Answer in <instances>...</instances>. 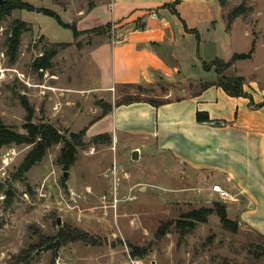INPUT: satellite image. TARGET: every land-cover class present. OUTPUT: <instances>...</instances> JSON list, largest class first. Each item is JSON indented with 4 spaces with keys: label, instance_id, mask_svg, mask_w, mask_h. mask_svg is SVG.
Masks as SVG:
<instances>
[{
    "label": "rangeland",
    "instance_id": "rangeland-1",
    "mask_svg": "<svg viewBox=\"0 0 264 264\" xmlns=\"http://www.w3.org/2000/svg\"><path fill=\"white\" fill-rule=\"evenodd\" d=\"M110 1L3 0L0 4V120L26 134L24 104L28 103L33 125L49 123L64 138L48 147L43 159L26 173L19 171L20 166L35 144L1 148L0 264H264V233L253 225L256 222L244 219L260 235L232 219L229 205L227 215L233 224L225 226L216 212L218 204H225L218 195L208 202L198 200V195L207 194H199L198 187L217 181L230 189L225 181L214 176L190 180L184 168L153 145L123 137L115 140L110 133H98V125L92 126L114 103L132 98L162 102L177 97L181 87L197 91L220 78L218 69L228 77L264 76V0H219L220 10L211 13L214 21L197 24L200 38L194 32L195 40L181 60L189 78L176 85L172 97L167 96L169 85L153 92L121 87L117 97L99 89L90 52L109 37L113 24L106 28L107 35L84 33L102 25L107 14L98 20L82 16L92 4L103 7ZM6 2L10 3L3 10ZM237 8L245 12L235 17ZM41 9L55 12L83 33L75 37L73 28ZM17 20L30 27L21 35L13 57L8 38ZM141 23L139 18L132 27ZM253 48V59H235V54ZM46 49L55 55L49 68L39 69L34 63ZM239 60L244 61L238 65ZM65 141L76 148L71 165L60 159ZM136 145L142 149L138 160L132 158ZM200 208L215 211L204 222L182 217ZM258 217L253 218L264 224V218ZM178 220L193 228H178ZM161 226H165L162 234ZM56 239L62 241L58 256L55 248L42 250Z\"/></svg>",
    "mask_w": 264,
    "mask_h": 264
},
{
    "label": "crops",
    "instance_id": "crops-1",
    "mask_svg": "<svg viewBox=\"0 0 264 264\" xmlns=\"http://www.w3.org/2000/svg\"><path fill=\"white\" fill-rule=\"evenodd\" d=\"M166 4H175L179 15ZM103 5H94L82 17L98 20L107 14L102 25L113 24L112 33L91 49L90 57L99 89L112 91L115 97L121 87L153 92L160 85H169L167 96L172 97L176 85L189 78L181 60L196 34L186 27L195 29L200 38L197 24L214 21L211 13L221 8L219 0H112ZM139 18L142 23L132 27ZM239 76L245 78L244 95L232 96L218 84L205 83L193 92L181 87L177 97L160 104L153 102L155 98L114 103L92 126L98 125V133H110L115 140L123 137L153 145L184 168L190 180L222 179L230 187L231 198L223 200L227 212L230 205L229 216L260 235L264 224L253 217L264 218V76L250 80ZM198 111L206 112L212 122H199ZM133 149L139 150L140 158L141 146ZM206 185L198 187L199 194L207 193L198 195L199 201L217 195L212 185ZM244 219L256 222L259 230Z\"/></svg>",
    "mask_w": 264,
    "mask_h": 264
},
{
    "label": "trees",
    "instance_id": "trees-1",
    "mask_svg": "<svg viewBox=\"0 0 264 264\" xmlns=\"http://www.w3.org/2000/svg\"><path fill=\"white\" fill-rule=\"evenodd\" d=\"M10 2H6V4H4L2 6V9L4 10L5 7L7 5H9ZM93 6V4H92ZM92 6L90 8H92ZM165 7H168L171 9V11L177 15H179V13L177 12L176 8H175V4H166ZM29 10H32V8H29ZM245 9L244 8H237V10H235L234 14L235 17L240 16L242 13H244ZM41 12H44L45 14H49L52 16H55L59 22L61 23V25H63L64 27H70L73 28L74 31V35L75 37H77L80 33H86V32H98L101 33L102 35H107V33L109 32V28L111 27V24L108 23L103 27H96L95 29L92 30H86V31H79L77 30L75 25H70L67 23H64L61 18L55 14V12H52L51 10H47V9H41L39 10ZM29 24L25 21L22 20H17L14 22V24L11 27V35L8 38V43H9V52L11 56H15L17 53V50L20 46V38L21 35L23 34L24 31H28L29 30ZM106 28H108L109 30H107ZM187 31H189V29L186 27ZM107 30V31H106ZM190 32H197V31H191ZM254 51V48L252 50H250L248 53H241V54H235V59H248L252 57V53ZM55 55V51L53 50H49L46 49L44 50L43 56L40 57L38 59V61L36 60L34 65L37 68H44L47 69L49 68L50 65V59ZM207 67V66H206ZM213 67V66H211ZM207 69L209 70L210 67H207ZM220 78L216 81H212V82H208V84H218L220 86H222L225 91L232 95V96H241L245 94L243 85L245 82V79L243 77L237 76V77H228L223 75L222 70H217ZM141 98H132V99H128L125 100L121 103H131L134 101H139ZM153 102L155 104H160L162 102H157L156 100H153ZM264 104V103H263ZM261 104V105H263ZM25 109L28 113V123L26 124V128H27V132L26 134H22L17 132L16 130L12 129V128H7L5 127L1 120H0V150L3 146L6 145H11L13 143L15 144H22V143H29V144H35L34 148L28 153V155L26 156V158L24 159L23 163L20 166V172H28L36 163L40 162L48 147H50L53 144L56 143H60L63 141V136L60 134L59 130L57 128H55L53 125L49 124V123H41L40 125H33L30 122V117L32 115L31 113V108L30 105L28 103H25ZM111 110V108H110ZM109 110V111H110ZM30 115V116H29ZM197 120L199 122H212V120L210 119L209 115L206 112L203 111H198L197 112ZM105 135H101L100 137H103ZM109 141H111V139H109ZM62 156L60 159L63 160L65 165H71L75 162L76 160V148L75 146H73L71 143L69 142H64V146L62 148ZM220 205V207H218V209L216 210V212L219 214V216L221 217V220L223 222V224L225 226H230L232 225V221H230V219L228 218L227 215V206L226 204H218ZM215 210L212 209H206V208H200L197 210H193V211H189V213H187L186 215H182V217H188L190 219H193L194 221H199V222H204L207 220V217L213 213ZM185 221V220H184ZM165 226H161V230L160 233H164ZM177 227L178 228H193V226L188 223V222H182L181 220L177 221ZM67 236V235H65Z\"/></svg>",
    "mask_w": 264,
    "mask_h": 264
},
{
    "label": "water",
    "instance_id": "water-1",
    "mask_svg": "<svg viewBox=\"0 0 264 264\" xmlns=\"http://www.w3.org/2000/svg\"><path fill=\"white\" fill-rule=\"evenodd\" d=\"M3 3H4L3 0H0V4L2 5ZM132 158L134 160L139 159V150L138 149H135L133 151ZM68 175H69V172L65 171L63 174L65 180L68 178ZM57 221H58V224L60 225L61 224V218L59 217ZM61 244H62V241L60 239H56L55 241L48 242L45 246L42 247V250L47 251L51 248H55V254H56V256H58L59 255V248L61 247Z\"/></svg>",
    "mask_w": 264,
    "mask_h": 264
},
{
    "label": "built area",
    "instance_id": "built-area-1",
    "mask_svg": "<svg viewBox=\"0 0 264 264\" xmlns=\"http://www.w3.org/2000/svg\"><path fill=\"white\" fill-rule=\"evenodd\" d=\"M212 190L213 192L217 193V195L219 196L221 200H228L231 198V194L229 190H227L220 184H213Z\"/></svg>",
    "mask_w": 264,
    "mask_h": 264
}]
</instances>
